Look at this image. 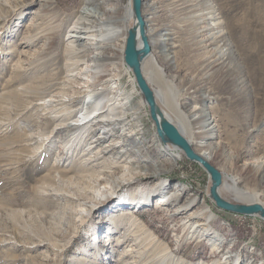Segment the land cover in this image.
I'll return each mask as SVG.
<instances>
[{"label":"rangeland","instance_id":"374dc122","mask_svg":"<svg viewBox=\"0 0 264 264\" xmlns=\"http://www.w3.org/2000/svg\"><path fill=\"white\" fill-rule=\"evenodd\" d=\"M86 1L0 0V264H225L227 254L237 258L236 264L264 263V218L219 209L208 196L209 174L183 152L177 162L160 152L152 159L155 166L141 171L140 182L120 187L121 181L115 187L132 194L159 181L166 183V192L184 184L181 200L196 197L184 212L156 204L157 191L149 203L143 197L147 201L135 206L134 214H123L133 204L107 196L114 185L105 174H122L128 159L156 153L158 139L164 143L125 63V47L122 54L114 50L107 71H99L85 67L93 62V48L78 52L68 45ZM181 1L143 0L147 29L155 28L163 39L170 31L176 44L170 60L154 53L159 82L145 75L154 90L167 88L191 127L198 126L191 106L197 107V120L213 121L210 161L223 180L234 178L264 199V0ZM117 3L118 15L128 4L132 11L131 0L104 5ZM207 7L215 8L232 51L225 44L215 48L200 29L194 14ZM148 36L158 50L169 48L166 40L153 42V31ZM93 91L92 99H102L107 109L104 114L121 118L119 128L107 131L112 126L89 123L68 132L64 125L76 116L87 120L84 113L95 108L82 109ZM210 104L204 115L202 108ZM94 134L102 139L96 147ZM191 139L197 152L200 133ZM111 142L118 146L107 151ZM139 147L141 152L133 150ZM104 186L110 189L98 194ZM201 202L211 210L210 228L222 237L216 239L219 244L186 223Z\"/></svg>","mask_w":264,"mask_h":264},{"label":"bare ground","instance_id":"6f19581e","mask_svg":"<svg viewBox=\"0 0 264 264\" xmlns=\"http://www.w3.org/2000/svg\"><path fill=\"white\" fill-rule=\"evenodd\" d=\"M188 1L189 0H185V1L182 0L180 4L182 3L184 4L185 2H188ZM197 1H200L203 3L207 2V0H197ZM105 2L106 0H87L86 4L79 11L81 13V17L80 18L78 17L79 20L77 24L70 30V34L68 35V38H67L69 40L68 45L70 46V48L77 50L78 52L84 51L86 50V48L87 50H89L88 48H93V51L90 54V57L92 58L93 62L92 63L85 62L87 63L85 66L87 69L90 66L94 65L99 71H104V70L107 71L106 67L109 64L108 60L112 59V57L114 56V50L122 54L124 47H126L125 43L127 41L126 37H128L127 33L129 31V28L132 27V25L134 24L135 18H134V13H133V23H132L133 9L131 11V4H128L126 7H124L125 13L124 15L120 16L118 15V12L120 11V8H121V5L119 3L111 5L109 8L108 6L105 7L104 5ZM108 8L111 11V13L106 15L105 12L108 10ZM206 9L208 10L207 12H201L199 14L197 13L194 14L195 20L199 21L201 24L200 29L202 31H205L206 34H209L211 36L212 42L216 44L215 48L218 49L220 48L221 44H225L228 47V49L232 51L230 44L227 42L229 40L228 34L224 30V27L220 25V22L218 21L216 17L215 8L207 7ZM207 19L212 20V22L209 23V25L206 22ZM146 31H147V35L150 34L152 31L156 35L155 38L151 37V39H153V42L156 45L161 40H166L167 41L166 45H168L169 47V48H166L167 52H164L165 49L158 50V47H154V45L150 43L152 49L149 55L143 61L142 65H143L144 74L146 73L149 79L156 81L159 79V70H158V65L156 64L155 59H154V56H155L154 53H157L159 58L170 60L171 54L173 52L172 49L176 46V44L174 42H171L172 37H171L170 31L169 32L167 31L166 33L163 34L166 37L164 39L159 38V33L155 31V28L151 30L149 28L147 29L146 27ZM88 45H90L91 47H88ZM120 56L121 58H123V55H120ZM86 68L82 67L81 70H84ZM90 70H92V68H90ZM96 93H97L96 91H93L92 93H90L88 97V101L83 103L82 109L84 110L90 108L91 106H95V108L91 110L90 112L84 113V114H87V117H88L87 120L80 119V116H76L73 119V121H70V122L66 121L69 123L64 125L65 130H67L68 132L76 131L79 128L84 127L85 125H89V123H91V125L93 126H98V125L112 126L107 131L109 130L112 131L116 129L117 127L119 128V121L121 120V118H118L116 116H110L109 114H104V112L107 109L104 110V106L102 105V101H101L102 99H98V98H96L95 100L92 99L96 95ZM155 93H156L157 100L162 110L164 111L165 115L170 120H172V122L178 127L180 132L189 140V142L192 145H193V142L191 141L192 133H195V132L200 133V139L197 142V145L200 148H197L198 149L197 153L203 156L204 158H206L208 161H210L212 154H213L211 151L212 146H210V139L213 137L215 133L214 132L215 124L213 123V121L209 119L205 120L204 122L197 120V116H199L197 115V112H195L197 111V107L191 106L188 109L190 110V114L193 117L192 120H195V123L198 125L195 127H191L190 125L191 120L189 119V117H187V115L182 114L181 109H180L181 105L173 99V97L168 92L167 88L161 86L160 89L158 90L155 89ZM58 94L55 93V95H58ZM80 102L81 101L79 98L74 100V103L76 105L79 104ZM85 105H87L88 108ZM210 107H212L211 104L207 105V107L202 108L204 115H209L208 109ZM174 115L178 117L176 120H174L173 118ZM84 118H85V115H84ZM196 128L197 130L195 131ZM127 135L132 137L133 134H127ZM95 136H96V139L93 141L95 144L94 147H96L102 142V139H100L101 137L100 135L99 136L95 135ZM157 141L159 142V144H158L156 153H151V152L146 151L144 155L142 154L143 155L142 158L134 157V158L128 159L125 165H122V167L124 168V172L122 174L107 173L104 175L105 177L103 176L104 179L111 180L110 182L114 185L113 186L114 189H111L110 192H107V196L110 194H112L111 196L117 195L116 197H117L118 202L120 203L125 202L129 205L133 204V207H129V208H132L133 210L131 209L125 210L123 214H134L135 213L134 207L137 205L139 206V204L142 203L143 200L145 202L147 201L146 199H142V198L145 196L148 197V203H149V201L153 199V195L156 191L161 194L155 197L156 199L155 203L158 205L160 204V206L161 205L163 206L164 204H168L171 206L173 205L172 207H173L174 214H180L184 212V209H188L190 205L196 203V197L193 194L186 196L184 201L181 200L183 198V192L186 189L184 184H175L174 190L166 192L164 190L167 187L166 183L159 181L155 183L149 190L147 188V185H144L143 187L139 188V190H134L132 194H126L125 192L122 193V188L115 187L117 185V182L120 183L121 181L122 182L120 184L122 186L120 187H124L125 185L123 184L129 183L135 180H138L137 182H140V179L138 177H140L141 175L139 176V174H142L141 171H145L146 170L145 168H148L149 165L151 166L153 165L152 163V159H154L153 157H155L157 154L159 155L160 152L169 153L172 160L175 162H177L181 158L182 151L178 147L172 144L164 145L159 141V139ZM117 146L118 145H116V143L111 142L105 146V149L107 151H114ZM133 150L135 152H138L140 151V147L138 150L136 149H133ZM168 150H172V152H168ZM113 163H115V161H113ZM130 163H133V164L137 163V164L128 165ZM261 181L262 183L264 182V171H263ZM103 188L104 190L98 189L97 193L101 195L102 194L105 195L106 193L105 192L103 193V191L110 189L105 186ZM158 189H161L162 191ZM128 190L127 192H129ZM220 193H222L223 195L226 194L225 196L231 198L233 201L232 200L230 201L234 203H244V204L259 203L264 207V199L258 197L256 193L252 194L250 190L248 189L246 190L244 187H240L238 182L234 178H231V177H226L223 180V184L220 188ZM137 196H140L141 200L137 199ZM178 200H181V202H178ZM90 207L91 208L89 210L91 211L93 209V204H91ZM200 207L201 208L199 211H194L190 213L188 221L187 222L185 221V222L188 223L189 221H191L190 223L192 224L193 231L198 232L201 238H208L210 241H212L213 244H219V242L216 243V239L221 240L222 237L219 236V234H216V232L212 231L210 228V222L212 218V214L210 213L211 210L207 207V205H205L204 202H201ZM132 216H135V215H132ZM200 218L202 219L200 220ZM106 241H108V239ZM101 243L99 240L100 247H102ZM217 247L218 246L215 245L214 249H218ZM225 258L226 259L223 262L225 264H236L238 262L237 258L233 259L232 255L230 254L229 255L227 254ZM182 263L183 262H179V264H182ZM250 264H259V263L257 262V263H250ZM261 264H264V263H261Z\"/></svg>","mask_w":264,"mask_h":264},{"label":"water","instance_id":"95a60500","mask_svg":"<svg viewBox=\"0 0 264 264\" xmlns=\"http://www.w3.org/2000/svg\"><path fill=\"white\" fill-rule=\"evenodd\" d=\"M131 2L135 20L128 31L124 60L133 73L137 87L148 106L150 116L156 126L157 135L164 144H172L178 147L190 161L198 163L207 171L211 180L208 196L219 209L236 214L259 215L264 218V207L261 204L234 203L222 196L220 193L223 184L222 172L211 161L198 154L189 140L165 115L153 86L143 72V61L152 49L143 15V0H131Z\"/></svg>","mask_w":264,"mask_h":264},{"label":"trees","instance_id":"16d2710c","mask_svg":"<svg viewBox=\"0 0 264 264\" xmlns=\"http://www.w3.org/2000/svg\"><path fill=\"white\" fill-rule=\"evenodd\" d=\"M194 164H198V163H196V162H193Z\"/></svg>","mask_w":264,"mask_h":264}]
</instances>
